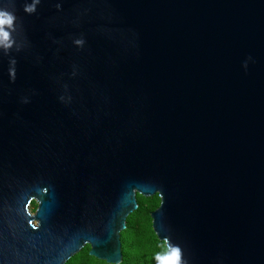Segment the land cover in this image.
<instances>
[{
	"label": "water",
	"instance_id": "obj_1",
	"mask_svg": "<svg viewBox=\"0 0 264 264\" xmlns=\"http://www.w3.org/2000/svg\"><path fill=\"white\" fill-rule=\"evenodd\" d=\"M0 12V264H120L137 194L180 264H264V0Z\"/></svg>",
	"mask_w": 264,
	"mask_h": 264
},
{
	"label": "trees",
	"instance_id": "obj_2",
	"mask_svg": "<svg viewBox=\"0 0 264 264\" xmlns=\"http://www.w3.org/2000/svg\"><path fill=\"white\" fill-rule=\"evenodd\" d=\"M138 208L127 218V227L121 233L123 261L120 264H158L156 257L164 255V241H160L153 229L151 213L161 199L159 195L145 197L137 194ZM33 209L37 203L33 201ZM90 246H85L66 264H110L90 255Z\"/></svg>",
	"mask_w": 264,
	"mask_h": 264
},
{
	"label": "clouds",
	"instance_id": "obj_3",
	"mask_svg": "<svg viewBox=\"0 0 264 264\" xmlns=\"http://www.w3.org/2000/svg\"><path fill=\"white\" fill-rule=\"evenodd\" d=\"M27 11H32V8L26 9ZM13 18L3 12H0V43L7 41L8 33L4 31V26H11ZM164 255H158L156 257L158 264H180V250L178 248H168L167 241L164 242Z\"/></svg>",
	"mask_w": 264,
	"mask_h": 264
},
{
	"label": "rangeland",
	"instance_id": "obj_4",
	"mask_svg": "<svg viewBox=\"0 0 264 264\" xmlns=\"http://www.w3.org/2000/svg\"><path fill=\"white\" fill-rule=\"evenodd\" d=\"M34 207L31 205V211L34 212L35 210L33 209Z\"/></svg>",
	"mask_w": 264,
	"mask_h": 264
}]
</instances>
